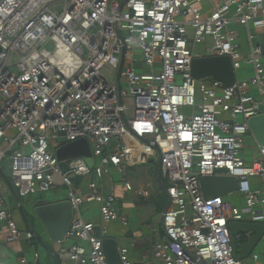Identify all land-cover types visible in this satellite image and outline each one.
<instances>
[{
    "label": "built area",
    "instance_id": "1",
    "mask_svg": "<svg viewBox=\"0 0 264 264\" xmlns=\"http://www.w3.org/2000/svg\"><path fill=\"white\" fill-rule=\"evenodd\" d=\"M240 27L248 32L247 55ZM252 27L264 37V0H0V141L8 144L0 168L20 198L68 190L75 216L67 240L87 243L66 250L70 262L109 264L105 227L99 235L85 220V203L99 205L102 225L118 223L128 234L130 218L99 179L109 167L124 176L139 150L142 159L159 155L169 183L151 264H244L230 225H264V146L254 147L252 161L243 157L249 120L264 114V100L253 95L264 96V49L254 46ZM215 57L231 59L233 87L193 78L195 59ZM247 68L254 76L237 79ZM60 140H85L94 165L79 156L59 160ZM9 154L10 176L2 165ZM89 176L95 179L85 195L74 179ZM207 176L237 178L245 207L224 196L206 199L200 179ZM7 190L0 176L7 242L34 240L18 225ZM252 236L239 234V245ZM119 252L122 264H133L128 247ZM250 256L264 264V251Z\"/></svg>",
    "mask_w": 264,
    "mask_h": 264
},
{
    "label": "crops",
    "instance_id": "2",
    "mask_svg": "<svg viewBox=\"0 0 264 264\" xmlns=\"http://www.w3.org/2000/svg\"><path fill=\"white\" fill-rule=\"evenodd\" d=\"M246 44H247V40H246ZM257 92L258 90H253V95L256 98L261 99L259 98L260 95L259 92H258L259 95L254 94ZM262 99L264 100V96ZM149 140L150 139H144L141 142L142 146L144 144H147ZM132 142L138 143L137 139H132ZM257 144L258 143L255 141V146ZM63 146L65 145H62L61 147ZM80 146H82V144H76V145L70 144V146H65V147L67 151L74 152V150H76ZM91 153H92V149H91ZM141 154L142 152L139 150L135 152L136 163L127 168V171L124 176H122L117 169L113 167H109L106 169V173L103 176V178L99 179V184L103 193L107 196H112L114 198V205L117 208V210L120 213H123L130 218L132 223L130 222L131 226L128 234L124 235V237L122 238L118 237L116 232L117 229H114V227L110 226L112 224L102 225L100 212H99V205L97 203H85V204H96V210L89 211L87 213L86 221H93L97 225L99 235H101L102 228L105 227L106 230L105 237L115 238L119 243V247H121L120 243L122 240L130 241L131 246L133 248V250L130 252V259L133 264H150V262L152 263V260L154 259V245L156 239L157 237L161 236V234H163V228L161 222L162 216L154 217L156 211L159 213L158 210L159 207H157V204L156 207L154 208L152 206L146 208L145 206L148 203V201L154 198L153 196L161 198L164 193L167 194L166 192L167 186L163 182L164 178L162 177L161 172H160V177L162 180H160L158 171L154 181L152 179H149L147 182L144 181L141 182L140 180L139 181L137 180L138 173L136 169L140 166H143L146 161H150V164L154 163L152 160V156L149 159H142ZM91 158L93 159V154ZM91 178L92 180L95 179V177L93 176H91ZM82 179L84 178H77L75 180V184L77 185V188L82 191L83 194L87 195L90 192V190L89 187L87 189H83L84 184L81 183ZM131 179L134 180L135 183L132 182ZM124 180L132 185L133 190L129 191L126 189L123 182ZM143 190L146 191L148 194L142 195L141 191ZM130 192L132 193L131 195ZM12 193L15 196L13 197L7 196L8 206L14 213V217L18 222L20 228L22 230H31L35 234V238L32 241L22 240L15 243H8L7 236L9 231L7 225L5 223H0V264H36L35 262L36 254L39 255L38 264H53V261L54 264H75L69 261L68 257L66 256V250H68V248L73 243L81 244L82 242H78L76 240H67L62 244H53L49 241L45 231L44 233H42V238H41L37 234L38 232H36L33 228H31L29 223L26 221V216H25L26 207L25 204L22 202V198L17 197L14 192ZM135 194H137V196L140 198L139 201L136 198H134ZM127 195H129L130 197V202L124 204V206H120L119 208L116 204L117 200L120 197H121L120 199L125 198ZM41 200L43 199L35 198L28 201V207L29 208L31 207L30 209L33 210L32 212H34L35 207L40 205L38 204V202ZM142 200H143L144 211L140 210L141 208L139 209L137 208L138 204ZM45 202L52 203L49 201H45ZM169 203L170 201L168 202V204ZM168 204L166 206V210L168 209L167 208ZM166 210L164 212H166ZM152 217L154 219L156 218L157 220L155 224L153 223L151 224ZM150 230L153 235H150ZM155 230L157 231V233H155ZM82 244L87 246V243L83 242Z\"/></svg>",
    "mask_w": 264,
    "mask_h": 264
},
{
    "label": "water",
    "instance_id": "3",
    "mask_svg": "<svg viewBox=\"0 0 264 264\" xmlns=\"http://www.w3.org/2000/svg\"><path fill=\"white\" fill-rule=\"evenodd\" d=\"M192 76L196 80L211 77L214 80L223 83L226 87H233L236 83V75L233 69L232 61L228 57L195 59L192 64ZM249 126L250 132L254 136L258 145L264 146V114L250 119ZM70 144H82V146L78 147L76 150H74V152L67 151L65 146L61 147L57 152L59 160H67L79 156L84 157L90 167L94 165V160L91 158V147L85 140L73 142ZM157 152L159 153V150H157ZM161 166L162 163L159 157V177L161 172ZM0 176L6 182L10 190L15 193V189L11 180L7 178L1 168ZM160 180H162L161 177ZM200 185L202 193L206 199L215 196H226L231 193L237 192L239 189V181L237 178L234 177H202L200 179ZM43 202V200L39 201L38 204L40 205L34 208V217H36L39 223L41 224L51 243L62 244L66 242L67 235L69 233L75 216L73 206L67 200L53 203ZM164 214L165 212L163 213L161 220L163 229ZM230 230L235 256L240 259H244L250 256L255 247L260 243L262 237L264 236V225L259 224L232 223L230 225ZM247 233H253V236L246 243L239 245L237 236L239 234ZM103 249L109 264H122L119 252V243L115 238H104Z\"/></svg>",
    "mask_w": 264,
    "mask_h": 264
},
{
    "label": "rangeland",
    "instance_id": "4",
    "mask_svg": "<svg viewBox=\"0 0 264 264\" xmlns=\"http://www.w3.org/2000/svg\"><path fill=\"white\" fill-rule=\"evenodd\" d=\"M210 7H207L206 9H204L203 11H207L209 10ZM232 27H236V26H232ZM253 33H254V39H253V44L254 46H258V45H261L263 44L264 42V37L263 36H256V32H255V29L252 27L251 28ZM239 32H240V35H241V40H242V44H243V47L245 49V54L247 55L249 50H248V47H249V42H248V32L245 28H238ZM246 40H247V44H246ZM241 42V41H240ZM50 50L52 49V47H48ZM14 61L17 60V57H13ZM158 65L157 64V68H158ZM113 72V69L112 67L110 66H107L104 70H103V73L108 77L110 78L111 77V74ZM254 76V72L252 70V68H247V69H243L241 71L238 72L237 74V79H249L251 77ZM255 90V89H254ZM255 95H259V93H254ZM259 98L262 99V96L259 95ZM15 136V134H14ZM61 143L65 146H70L69 143H67L65 140H60ZM255 138L252 134H248L246 136V143H245V153L243 154V157L247 160V161H252L254 159L253 157V148L255 147ZM7 143H5L3 140L0 141V149L1 150H5L6 147H7ZM18 148V146L16 147V149ZM89 148V147H88ZM86 149H87V146H86ZM90 150V149H89ZM11 154L8 155V157L5 159V161L2 163L3 167L5 168V172L10 176V172L7 168V164L9 163V158H10ZM152 156V160H153V164H150V161H146L144 163L143 166H140L136 169L137 173H138V177H137V180L139 181H144V182H147L149 179H152L154 181V179L156 178L157 176V171H158V163H159V155L157 153H154L151 155ZM64 168H66V165H63ZM135 177V178H136ZM131 178V176H130ZM133 179V178H132ZM131 179V180H132ZM76 179H74L75 181ZM92 178L91 176H89L88 178H84L81 180V183L84 184L83 186V189H87L88 188V185L92 182ZM132 182L135 183L134 180H132ZM164 184L166 186H169V183L167 180H163ZM90 193V192H89ZM88 193V194H89ZM87 194V195H88ZM132 193L130 192V195ZM6 195L7 196H10V197H13L15 196L10 190H7L6 191ZM67 195H68V190L66 188H63V187H59L55 192L54 191H51L49 193H44V194H37V195H34V196H30V197H27V198H22V202L25 204V207H26V210H25V216H26V219L29 223V225L31 226V228H33L36 232H38L37 234L42 238V233H44V230L42 229V227L40 226V223L39 221L37 220L36 217H34L33 215V210L30 209L28 207V201L31 200V199H35V198H41L43 199V201H50V202H58V201H65L67 199ZM86 195V194H85ZM162 195V194H161ZM154 198L150 201H148V203L146 204V208H149V207H156V204H157V207H159V213L156 211L155 212V216L154 217H161L164 213V211L166 210V206L169 202L168 200V196L166 193H164L162 195V197H156V196H153ZM121 198V197H120ZM118 199L117 200V206L120 208V206H124V204H127L130 202V197L129 195H127L125 198H122V199ZM134 198H136L138 201H139V197L137 196V194L134 195ZM225 200L228 201V202H231L232 205L234 206H237L238 208L240 209H243L245 207V200L244 198L241 196V194H239L238 192H234V193H231L229 195H226L224 196ZM137 206V205H136ZM137 208H141L140 210L144 211V207H143V200L138 204ZM96 210V204H85L84 206L81 207V212L83 214V216L85 217V220H86V217H87V213L89 211H94ZM159 215V216H158ZM77 216V214H76ZM95 220V218H94ZM156 218L154 219L153 217L151 218V224H155L156 223ZM93 222V221H91ZM131 222V220H130ZM132 223V222H131ZM114 225H117V226H114ZM118 223H113L112 225H110L111 227H114V229H117V236L118 237H124V230L121 228V226L119 225ZM160 226V225H158ZM150 235H153L151 230H150ZM121 247H128L130 249V252L133 250L132 246H131V242L128 241V240H122L121 243H120ZM262 251H264V241H260V243L255 247V249L253 250V253L255 254H260ZM153 261V260H152ZM244 261V264H256L252 259H251V256H248L246 258L243 259ZM53 264H54V261H53ZM151 264V262H150Z\"/></svg>",
    "mask_w": 264,
    "mask_h": 264
},
{
    "label": "trees",
    "instance_id": "5",
    "mask_svg": "<svg viewBox=\"0 0 264 264\" xmlns=\"http://www.w3.org/2000/svg\"><path fill=\"white\" fill-rule=\"evenodd\" d=\"M15 194H16L17 197H19L18 194H17L16 192H15ZM49 202H50V201H49ZM52 203H53V202H52ZM26 221H27V219H26ZM27 222H28V221H27Z\"/></svg>",
    "mask_w": 264,
    "mask_h": 264
}]
</instances>
